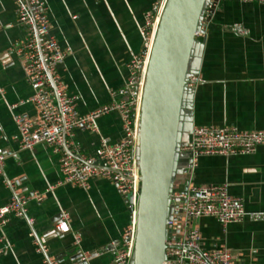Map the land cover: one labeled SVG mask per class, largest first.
<instances>
[{"label":"crops","instance_id":"crops-1","mask_svg":"<svg viewBox=\"0 0 264 264\" xmlns=\"http://www.w3.org/2000/svg\"><path fill=\"white\" fill-rule=\"evenodd\" d=\"M47 7L51 33L69 53L58 65L68 92L75 97L80 114L111 102V90L122 87L128 76L127 63L143 48L139 27L147 12L154 13L158 0H42ZM239 23L249 32L240 35L227 26ZM24 36L17 23L15 4L0 0V147L16 151L8 155L5 172L17 179L30 194L44 191L43 200H30L27 213L34 219L33 231L49 248L56 264H72L76 253L73 232L81 237L82 250L94 253L121 236L132 223L135 207L105 178H92L89 188L57 183L62 179L59 154L46 143L32 149H18L12 141L16 125L8 108L31 95L15 45ZM188 73L197 82L184 89L174 188H182L189 175L182 170L189 154L182 147L195 125L234 124L242 130L264 131V5L224 0L209 22L206 38L195 37ZM16 111L35 116L30 103ZM98 132L82 126L76 129L79 153L94 154L100 135L116 141L122 124L116 112L97 120ZM190 179L197 184L228 183L229 192L242 199L248 211L264 213V145L247 155H202ZM10 196L0 176V206ZM69 213L72 231L59 232L55 225L60 211ZM198 228L207 247H227L250 264H264V218L247 217L225 227L214 217H202ZM31 228L23 218L10 216L2 229L9 249L0 253V264H46L36 252ZM89 264H113L108 253L93 256Z\"/></svg>","mask_w":264,"mask_h":264},{"label":"built area","instance_id":"built-area-1","mask_svg":"<svg viewBox=\"0 0 264 264\" xmlns=\"http://www.w3.org/2000/svg\"><path fill=\"white\" fill-rule=\"evenodd\" d=\"M15 4L17 23L23 28L24 36L15 45L17 54L28 85L32 89L30 96L11 103L16 132L12 141L18 149H32L38 143H46L52 151L59 154L62 179L57 184H70L89 188L92 178L108 179L130 204L135 207L139 193L140 173L138 167V124L140 104L148 57L166 0H158L154 13L145 14V22L139 27L143 37V48L131 55L127 63L128 76L122 87L111 90V102L80 114L75 97L64 84L58 71L68 48H61L51 33L47 7L42 0H12ZM224 0H207L195 37L206 38L207 28L219 3ZM256 2L264 5V0H237ZM227 29L240 35L248 30L239 23H232ZM196 76L188 77V84L197 82ZM30 103L35 116L16 111L18 105ZM109 112H116L122 124V135L116 141H110L100 135L98 146L92 156L79 153L75 139L77 128L85 126L99 133L96 120ZM264 145L263 130H242L234 124L195 125L191 128L189 142L182 147L189 154L185 167L189 175L182 188H174L170 193L171 211L166 219L165 258L163 264H250L235 256L227 247H207L198 228L202 217H214L225 227L229 223L243 220L245 217L257 221L264 218L262 211H248L240 197L229 192V184H197L190 179L202 155H247L254 153ZM8 155L17 157V152H7L0 147V176L9 189L8 201L0 206V253L9 249V243L2 233L10 216L23 218L31 228L35 250L44 256L46 264H56L49 254V248L42 243L33 231L34 219L27 213L30 200L41 201L44 191L24 193L17 179L10 178L5 172V159ZM132 194V201L128 196ZM135 215V211H132ZM69 213L60 211V221L55 225L59 232H70ZM135 238V218L126 226L117 239L110 240L101 249L90 253L82 250L81 237L73 232V241L81 252V259L88 260L95 255L108 253L113 264H130Z\"/></svg>","mask_w":264,"mask_h":264},{"label":"water","instance_id":"water-1","mask_svg":"<svg viewBox=\"0 0 264 264\" xmlns=\"http://www.w3.org/2000/svg\"><path fill=\"white\" fill-rule=\"evenodd\" d=\"M206 2L166 0L154 33L140 104L137 147L140 185L130 264H163L165 258V225L171 211L169 196L174 189L180 147L182 98L190 76L188 65L195 32ZM187 138L189 142L190 134ZM128 200L132 201V194ZM69 259L72 264H89L91 257L82 260L76 248Z\"/></svg>","mask_w":264,"mask_h":264},{"label":"bare ground","instance_id":"bare-ground-1","mask_svg":"<svg viewBox=\"0 0 264 264\" xmlns=\"http://www.w3.org/2000/svg\"><path fill=\"white\" fill-rule=\"evenodd\" d=\"M148 60V59H147Z\"/></svg>","mask_w":264,"mask_h":264}]
</instances>
